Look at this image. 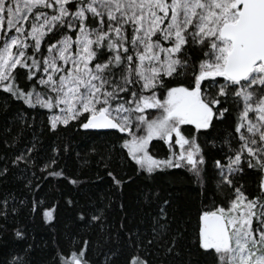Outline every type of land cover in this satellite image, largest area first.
I'll use <instances>...</instances> for the list:
<instances>
[{
    "label": "snow or ice",
    "instance_id": "obj_1",
    "mask_svg": "<svg viewBox=\"0 0 264 264\" xmlns=\"http://www.w3.org/2000/svg\"><path fill=\"white\" fill-rule=\"evenodd\" d=\"M0 101L54 139H103L97 178L116 197L91 202L94 181L60 166L69 143L42 169L38 141L0 157V182L33 166L77 194H0V264H264V0H0ZM21 205L53 230L69 209L98 240L69 235L45 262Z\"/></svg>",
    "mask_w": 264,
    "mask_h": 264
},
{
    "label": "trees",
    "instance_id": "obj_2",
    "mask_svg": "<svg viewBox=\"0 0 264 264\" xmlns=\"http://www.w3.org/2000/svg\"><path fill=\"white\" fill-rule=\"evenodd\" d=\"M0 103H3V101H0ZM19 109L20 104L17 103L6 108L5 111L0 112V157L7 155L11 158L19 152H22L30 141H38L39 156L37 157V164L42 169L43 163L41 161L47 160L52 155V150L55 145L69 143V150L63 154L60 166L64 167L66 172L72 176H79L85 181H94L93 183H88L84 188V191L92 197V203L99 204L106 201L109 197L113 201L116 200V197L113 195V190L110 188V180L107 177L103 181L97 178L98 172L101 175L104 172L103 163L99 158V154L105 150V142L103 139L93 141L84 135L73 137L71 134L68 137L61 135L60 138L54 139L40 122V117H37L36 122L32 123L31 127L19 120L16 115ZM7 145L13 146L8 147ZM93 147L96 149L95 152L92 151ZM78 153L79 155H77ZM33 155L35 156L36 153L34 152ZM30 168L31 170L28 173H23L22 170L13 167L7 182H0V194L7 195L11 192L18 200L23 198L25 201L32 198H39L45 204H54L59 200L61 205L70 196L77 195L73 186L52 177H49L47 180L40 179L42 175L41 171L33 166H30ZM33 172H35V175H32ZM28 180H32L33 182L39 181L40 187L36 191H32L30 186L25 187ZM181 183L183 184L185 182ZM157 189L160 191L162 198L175 191V188L169 185L167 178H162L158 181ZM131 195L132 193L130 192L127 197L129 201H131ZM77 198L80 200V207L87 210L86 200L83 195H79ZM58 212L60 218L55 230L51 229L43 221L41 215H29L23 205H21V214L15 221L17 226L27 228L30 235L34 238L35 244L38 245V257L44 259L45 262L54 255L56 242L65 248L69 246V235H72L76 243H80L82 239H88L90 241L98 240V234L94 229L85 227L76 221L75 212L63 207H58ZM119 219V210L113 208L109 212V222L118 226ZM13 223V221H9V232L7 233L9 237L11 236ZM54 235L56 238L55 242L53 240ZM10 244L13 247L20 246L11 241ZM6 255L7 250L0 249V259H3Z\"/></svg>",
    "mask_w": 264,
    "mask_h": 264
}]
</instances>
